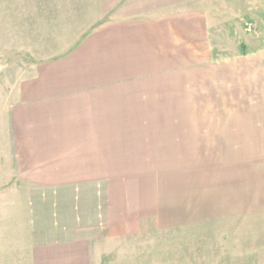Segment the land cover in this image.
<instances>
[{"label":"crops","instance_id":"obj_1","mask_svg":"<svg viewBox=\"0 0 264 264\" xmlns=\"http://www.w3.org/2000/svg\"><path fill=\"white\" fill-rule=\"evenodd\" d=\"M99 9L97 24L21 84L14 111L12 178L34 182L18 193L34 195L38 208L51 196L48 224L66 237L45 245L39 230L12 247V222L24 224L28 210L22 199L12 218L11 190L2 187L0 260L16 252L31 264L84 263L89 242L75 237V205L97 198L103 218L123 227L138 219L139 181L166 180L174 196L171 184L190 178L178 193L195 213L188 220L202 211L264 219V122H251L260 113L250 87L264 61L239 46L252 12L264 16V0H99Z\"/></svg>","mask_w":264,"mask_h":264},{"label":"rangeland","instance_id":"obj_2","mask_svg":"<svg viewBox=\"0 0 264 264\" xmlns=\"http://www.w3.org/2000/svg\"><path fill=\"white\" fill-rule=\"evenodd\" d=\"M99 12V0H0V188L11 190L12 218L22 199L28 210L23 225L12 222L11 241L19 237L30 240L39 230L44 231L45 245H50L49 240L54 236L66 237V230L61 233L63 228L54 229L48 224L47 219L55 214L50 211L51 196L45 197L43 206L38 208L33 202L34 195L24 197L18 193L19 188H25L30 193L34 182L12 178L13 171L19 172L14 111L18 107L21 84L33 75L40 64L65 54L74 46L87 29L99 22ZM252 17L244 22L246 31L244 43L239 40L240 52L246 54L249 49L252 59L261 58L264 61V16L262 12L255 11ZM246 34H249L248 39ZM263 70L264 67L260 72L255 70L251 73V109L260 113L252 116V123L264 122ZM258 94L259 97L255 96ZM260 105L263 110H260ZM202 166L205 171L206 168L211 170L214 165ZM158 175H162L161 172ZM186 179L191 180L187 177L180 181L181 184H171V189H176L174 196L164 193L170 190L168 185L165 187L166 180L139 181L138 219L124 222L123 227L116 226L113 219L103 218L105 212L100 208L104 205L96 203L97 198H92L90 203L81 202L80 210H76L75 205V237L89 242L90 259L84 263L73 259L71 263L264 264V219L260 213L252 211L244 217L240 214L239 217L218 219L202 211L197 215L196 222L188 220L194 219L195 213H189L186 204V207L180 205L181 196L178 195L180 191L188 190L189 181ZM126 207L129 209V205L126 204ZM58 214L60 217L61 212ZM62 214L67 215L68 212ZM199 216L201 218L198 219ZM64 221L60 220V223ZM15 253L5 254L0 264H31L30 260H18L21 257L15 256ZM42 258H45L44 254ZM43 262L46 264V260Z\"/></svg>","mask_w":264,"mask_h":264}]
</instances>
